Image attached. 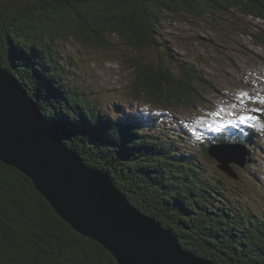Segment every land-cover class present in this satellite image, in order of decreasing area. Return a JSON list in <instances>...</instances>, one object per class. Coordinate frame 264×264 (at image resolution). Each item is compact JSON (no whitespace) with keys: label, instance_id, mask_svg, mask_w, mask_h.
<instances>
[{"label":"trees","instance_id":"1","mask_svg":"<svg viewBox=\"0 0 264 264\" xmlns=\"http://www.w3.org/2000/svg\"><path fill=\"white\" fill-rule=\"evenodd\" d=\"M232 8L264 23V0H0V65L14 74L63 142L88 166L109 174L129 202L172 230L185 250L214 264H264V200L210 156L215 144L242 141L249 156L239 167L245 172L256 161L264 163V124L214 123L239 127L227 134L179 116L209 103L206 92L216 86L204 75V58L188 60L163 35L164 21L174 16L230 31L241 22L227 18ZM262 26L243 29L264 48ZM197 38L202 44L215 39ZM72 41L87 55L112 56L124 44L137 55L152 49L160 56L129 58L134 104L126 110L117 105L114 117L79 92L76 75L69 79L78 68L66 55ZM159 125L161 138L145 137ZM0 264L119 263L66 223L29 177L0 160Z\"/></svg>","mask_w":264,"mask_h":264},{"label":"water","instance_id":"2","mask_svg":"<svg viewBox=\"0 0 264 264\" xmlns=\"http://www.w3.org/2000/svg\"><path fill=\"white\" fill-rule=\"evenodd\" d=\"M225 147L211 149L210 156L236 177L230 163L243 165L246 149ZM0 160L29 177L66 223L119 264H214L185 250L172 230L136 209L109 174L88 166L45 124L35 101L1 65Z\"/></svg>","mask_w":264,"mask_h":264},{"label":"rangeland","instance_id":"3","mask_svg":"<svg viewBox=\"0 0 264 264\" xmlns=\"http://www.w3.org/2000/svg\"><path fill=\"white\" fill-rule=\"evenodd\" d=\"M232 10L234 13L228 15L227 18L230 20L239 18L241 22L239 21L240 26L232 25L234 29L230 31L222 28L224 26L227 29L226 25L222 27L217 25V28L214 29L210 21L197 19L194 22L191 17L174 16L166 19L165 26H163V35L169 42L171 41L175 52L191 57L192 59H188L190 61L195 60L196 57L205 59L201 68L204 70L205 77L216 86L215 89H209L206 92L210 98L209 103L200 105L194 110L178 111V115H184L194 122L212 124L217 128V131H222V128L232 125L214 123H219L221 120L241 121L240 117H254V119L244 121L245 124L251 120L264 124V117L259 115V112L264 114V48L257 45L247 35L248 30H257L263 27L264 23L262 20L241 15L234 8ZM193 29L195 31L191 32L190 30ZM197 34L203 38H212V40L215 38L216 41L215 39L214 42L202 41V44L201 39L197 38ZM225 34L230 36V38H226L227 41L222 39ZM77 45V42L72 41L66 48V55L71 56L78 66L69 79L75 78L76 75L78 81H74V84L78 87L79 92H85L84 96L90 97L89 99L95 103V106H98V110L102 107L103 110H110L112 113L117 105L122 110H126L128 105L134 104L133 98L130 96L134 73L131 65L127 64L129 58L136 59V56L139 55L140 57L152 55L153 58L160 56L157 51L152 49L137 55L136 51L124 44L120 45V49L112 53V56L103 52L87 55L88 52L80 49ZM67 68L72 71L71 65L68 64ZM148 109L150 112H154V108L148 107ZM116 114L114 113L112 116L116 117ZM91 122L93 123V120ZM46 125L57 133L55 128L49 124ZM96 125V123L92 124V126ZM161 126L155 127L150 130L151 132L144 133L145 137L152 134L154 135L153 141H156V138H161L160 134L164 129ZM169 132L173 133L170 129L165 134L167 135ZM237 134L240 133L237 132ZM169 136L171 139L174 138L173 135ZM260 138L264 139V133L260 134ZM220 145L236 146L239 144L221 143ZM124 146L126 145L120 144L118 148L122 151ZM225 148L223 150H227L225 153H228V149ZM212 149H216V147ZM234 151L239 152L240 149ZM154 152L159 153V150L155 149ZM146 153L144 149V154ZM261 162V160L260 162L256 161L245 172L238 163H230L232 171L240 174L245 187L250 190V195L257 197L258 201L264 200V163Z\"/></svg>","mask_w":264,"mask_h":264},{"label":"snow or ice","instance_id":"4","mask_svg":"<svg viewBox=\"0 0 264 264\" xmlns=\"http://www.w3.org/2000/svg\"><path fill=\"white\" fill-rule=\"evenodd\" d=\"M250 119H254V117H240L241 122H244V121L250 120ZM228 123L230 124L231 121H229Z\"/></svg>","mask_w":264,"mask_h":264}]
</instances>
